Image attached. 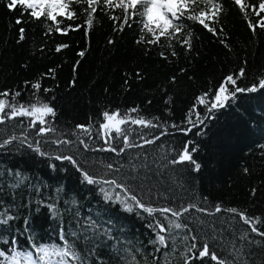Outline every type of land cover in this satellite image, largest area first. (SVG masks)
Masks as SVG:
<instances>
[{
  "label": "trees",
  "instance_id": "1",
  "mask_svg": "<svg viewBox=\"0 0 264 264\" xmlns=\"http://www.w3.org/2000/svg\"><path fill=\"white\" fill-rule=\"evenodd\" d=\"M219 2L223 5V13L216 27L217 30L223 27L224 32L215 36L198 23L185 21L186 31L192 33V50L186 52L175 41L171 49L167 42L160 46L137 45L135 41L142 34L139 17L123 32H114L109 14L120 15L119 9L108 14L98 11L87 37L83 28L70 31L66 36L58 33L45 36L47 21L43 18L35 21L28 13L21 15L20 8L9 10L7 0H0V92L19 91L21 95L17 100L26 103L32 99L31 83L39 79L42 84L39 97L56 110V116L48 118L56 131L47 137L36 136L35 129L28 127L27 118L0 124V143L11 135L27 137L26 143L14 141L0 148V209L7 208L15 216L8 225H0V249L8 247L4 240L13 238L18 241V250L24 251L32 250L29 237L36 244H60L61 226L66 232L69 226L75 229L79 212L80 217L107 222L115 238L106 240L96 250L91 264H126L132 256L139 264H164L165 253L170 264H182L180 252L184 250L186 230L173 229L170 234L164 233L168 236L169 247L156 252L155 248L160 246L150 243L156 237L148 227L151 218L147 214L129 213L118 202L105 201L99 185H88L73 165L56 160V155H73L81 163L87 161L91 174H96L101 162L122 164V171L126 172L135 166L141 177H147L140 195L146 204L154 207L179 209L182 205L195 204L212 212L214 205L219 203L224 209L234 207L246 211L250 217L264 220V89L238 93L235 100H229L226 107L214 114L197 105L201 118H208L187 135L170 127L173 123L182 128L191 127L185 121L196 97L209 89L214 93L224 77L238 73L240 68L245 69V76L238 80L240 87L258 86L259 79L264 78V30L257 29L253 34L247 26L248 19L255 22L258 18L249 10L246 19L234 0ZM259 2L247 0L256 6ZM83 7L75 5L79 18L74 22L65 21V24H83ZM18 18L25 22L16 24ZM20 27L25 28V40L18 42ZM110 38L113 44L108 43ZM60 43H67L69 47L56 53L55 47ZM41 47L43 52L39 51ZM85 49V57L81 60L77 53ZM172 50L178 55L171 56ZM161 51L168 56L167 60L160 56ZM77 60L80 64L75 73V85L71 86L72 69ZM50 68L57 69L56 78H42ZM181 69L185 71L181 73ZM137 71L143 79L136 77ZM125 74H128L127 90ZM172 77L176 78L175 83ZM44 88L52 91L45 93ZM169 97L171 103H165ZM137 106L140 111L134 116L159 117L158 122H166L171 134L162 136L154 144L127 149L119 156L111 152L83 151L77 136L85 139L90 148L106 147L97 135L103 111L119 109L126 113ZM78 124H91V136L79 132ZM126 127L136 144L143 143L141 135L152 138L160 131L133 125ZM57 139H69L74 144L57 145L53 142ZM37 140L41 141L40 149L47 155L42 156L27 146L28 143L35 146ZM188 141L192 142L190 149H196L193 158L201 165L199 171H194L189 164L172 166L167 163ZM114 146L121 147L122 140H116ZM15 173L24 178L18 187H12L16 183ZM253 189L256 190L254 195ZM156 215L163 220L158 213ZM197 217L203 224L195 219ZM25 220L28 221L27 230ZM178 222L189 223L200 236L204 232L212 235L211 229L215 228L217 244L227 248L225 251L217 248L222 257L231 259L228 253L234 251L232 243L237 248L243 244L245 253L249 250L254 253L250 259L255 264H264V238L255 233L249 236L251 240L262 241V246L248 245L240 240L249 226L236 214L224 211L208 216L193 209ZM78 247L82 249L83 242ZM154 256L159 260H154ZM245 259L249 257L245 255ZM206 262L215 264L207 258Z\"/></svg>",
  "mask_w": 264,
  "mask_h": 264
},
{
  "label": "snow or ice",
  "instance_id": "2",
  "mask_svg": "<svg viewBox=\"0 0 264 264\" xmlns=\"http://www.w3.org/2000/svg\"><path fill=\"white\" fill-rule=\"evenodd\" d=\"M234 4L239 7L241 13L244 14L247 19L249 10L252 15L258 19L253 22L251 19L247 20V26L249 30L255 34L257 29L264 30V0H260L258 6L247 3V0H234ZM75 5H83L81 12L84 15L83 24L67 23L65 21H76L79 17L75 10ZM6 7L9 10L15 11L20 8L21 15L28 13L35 21H41L42 18L48 23L45 25V36H49L52 33H58L60 35H68L70 31H80L81 28L85 30V36L87 37L94 27L96 14L98 11H103L106 14L114 12L116 9L120 10V15L109 14V19L113 21V31L123 32L125 27H131V23L135 22L137 17L140 18L142 24L141 35L135 41L137 45H152L160 46L162 42H167L168 48H173L172 42L179 43L180 47L184 48L186 52L192 50V33L186 31L187 25L185 21H192L201 25L208 32L215 36L224 32L223 27L217 30L216 25L219 24V17L223 13V5L219 0H7ZM25 21L17 19L16 24H22ZM64 24V27L61 25ZM25 40V28H19L18 42ZM109 44H113L114 41L110 38ZM221 43H225L221 40ZM69 45L67 43L57 44L55 47L56 53H61L64 49H67ZM225 47L227 44L225 43ZM86 50H81L77 55L81 60L85 57ZM40 52L44 51V48L39 49ZM148 49H145L147 53ZM171 56L175 57L178 53L175 50L171 51ZM160 56L167 60L168 56L163 51L160 52ZM80 64V60H77L73 65V79L70 82L71 86L75 85V73ZM56 68H50L47 73L42 74L43 77L56 78ZM185 71L181 69V73ZM124 84L128 85V74ZM138 79H143L142 74L137 71L135 73ZM245 76V69L242 67L238 73L229 74L219 86L212 93V89L204 92L202 95L196 97V103L189 110L186 116V123L191 127L182 128L179 125L173 123L171 128L176 129L185 135L192 131V128L198 127L203 124V119L200 113L196 110L197 105L204 106L209 114H214L216 110L226 107L229 100H235L238 93H254L259 89H264V78L259 79L258 86L252 85L244 88L238 85V80ZM175 77L171 80L175 83ZM29 82H25L27 85ZM31 88L34 90L32 93V99L26 103L19 102L17 97L21 95V92L10 90H4L0 92V124H5L7 121L16 120L18 118H27L29 123L28 127L35 129V134L38 137H47L49 133L56 131L49 122V117L54 118L56 116V110L48 102H44L39 97L38 93L42 88V84L38 79L36 82L31 83ZM45 93L51 92V88H44ZM211 94V99H209ZM54 99V97H53ZM171 97H169L165 103H171ZM151 103V101H149ZM139 107H133L127 110L126 113H121L119 109L108 111L105 110L101 113L102 122L99 123V131L97 135L103 140L106 147L90 148V145L85 139L79 138L77 140L79 145L83 147V151H99V152H111L117 156L123 154L127 149L133 147H143L144 145L154 144L161 139L162 136L170 135L168 128L169 125L166 122L160 121L159 117L147 119L143 115H133L139 113ZM170 112V109L168 110ZM193 116L196 117L193 120ZM157 121V122H154ZM127 125L137 126L141 129H159V134L154 135L152 138H145L141 135L140 139L142 144H136L130 138V131L126 127ZM76 129L79 132L91 136L92 125L78 124ZM122 140V146L117 148L114 146L116 140ZM14 141H20L21 143L27 142V137L11 135L6 139H3L0 143V148H4ZM57 145H73L74 142L69 139H57L53 141ZM40 140L33 143H28L27 146L33 149L35 152L44 156L46 153L40 149ZM191 141L184 144L183 148L172 159L168 160V164L185 165L189 164L193 167L194 171H199L201 165L193 158V152L195 148L190 149ZM264 147V146H262ZM59 161H68L73 165L77 171H79L83 177V181L88 185H99L100 192L103 194L105 201L118 202L123 206V210L129 213L135 212L137 215L147 214V217L151 218L150 227L155 233V240L150 241L153 245H159L155 251L160 252L161 248L167 249L168 236L164 233L170 234L173 229L186 230L183 241L184 250L180 252L182 264H194L195 261H200L202 264H207L208 261L215 262V264H255L254 260L250 258L254 253L249 250L244 252V245L239 248L232 243L234 251L228 253L231 259L228 257H222L217 251L219 247L221 251L227 250L226 245L217 244V236L215 235L216 229L212 228V235L204 232L203 236L194 232L189 223H180L178 220L186 213H190L193 209L197 212L203 213L208 216H215L221 212H228L236 214L239 220L243 224L248 225L246 229L239 237L240 240L246 241L248 245L255 244L262 246V241H254L249 239L250 233H255L257 236L264 238V220L261 217H250L246 211H240L237 208H222L217 203L214 205V211L210 212L208 209L198 207L195 204L182 205L179 209L161 206L154 207L151 204H146L140 195V192L144 188V180L147 177H141L133 166L131 171H122L124 166L118 165L112 162L103 163L101 167L96 169V174H91L87 168L91 165L87 164V161L81 163V161L73 155H56L54 157ZM93 165L96 163L92 162ZM247 173L248 169H244ZM16 183L12 187H18L23 182V177L19 173H15ZM107 186V187H105ZM255 189L252 190V194H255ZM150 192V190H149ZM115 193V195H113ZM51 207V206H49ZM162 217L163 220L157 217ZM76 228L72 229L69 226V230L66 232L61 226L59 232L60 244H36L34 241H30V248L32 250L24 251L18 250V241L13 238L11 241L4 240L3 243L8 245L7 248L0 249V264H91V257L96 253V250L105 243L106 240L115 239L112 236V230L107 226V222L98 221L91 217H80L79 212L76 213ZM170 217L176 219H170ZM15 219V216L10 214L7 208L0 209V225H8L9 221ZM200 224L203 221L198 217L195 218ZM166 221L167 223H165ZM26 230L28 221L25 220ZM71 238V239H69ZM83 242V248H79L78 245ZM119 244V241H116ZM115 247V246H114ZM176 249L173 248V251ZM117 252L120 250L117 248ZM128 253V250H124ZM245 255L249 259H245ZM164 264H170L167 259V253H165ZM154 260H159V257L154 256ZM103 264V262H101ZM126 264H139L135 256H132L130 261L126 260Z\"/></svg>",
  "mask_w": 264,
  "mask_h": 264
}]
</instances>
